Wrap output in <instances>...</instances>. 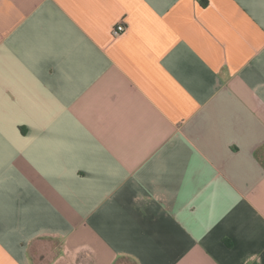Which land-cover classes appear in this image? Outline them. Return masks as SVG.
Here are the masks:
<instances>
[{
	"label": "crops",
	"instance_id": "0c3cea01",
	"mask_svg": "<svg viewBox=\"0 0 264 264\" xmlns=\"http://www.w3.org/2000/svg\"><path fill=\"white\" fill-rule=\"evenodd\" d=\"M0 264H264V0H0Z\"/></svg>",
	"mask_w": 264,
	"mask_h": 264
},
{
	"label": "built area",
	"instance_id": "2783aa9c",
	"mask_svg": "<svg viewBox=\"0 0 264 264\" xmlns=\"http://www.w3.org/2000/svg\"><path fill=\"white\" fill-rule=\"evenodd\" d=\"M126 29V25L123 24L122 22L117 23L113 28H112V35H119L122 32H124Z\"/></svg>",
	"mask_w": 264,
	"mask_h": 264
}]
</instances>
